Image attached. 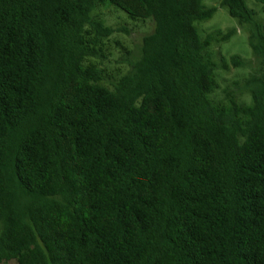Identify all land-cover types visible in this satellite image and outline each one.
Wrapping results in <instances>:
<instances>
[{
  "label": "trees",
  "instance_id": "obj_1",
  "mask_svg": "<svg viewBox=\"0 0 264 264\" xmlns=\"http://www.w3.org/2000/svg\"><path fill=\"white\" fill-rule=\"evenodd\" d=\"M204 1L0 0V264H264V0L253 62Z\"/></svg>",
  "mask_w": 264,
  "mask_h": 264
},
{
  "label": "rangeland",
  "instance_id": "obj_2",
  "mask_svg": "<svg viewBox=\"0 0 264 264\" xmlns=\"http://www.w3.org/2000/svg\"><path fill=\"white\" fill-rule=\"evenodd\" d=\"M218 1L219 0L204 1L205 5L207 6H216L217 10L211 19L198 24L199 35L203 36L204 34L215 30H221L224 32L228 29H236V32L230 37L228 41L214 44L212 47L213 50L219 52L226 60H228L231 55L237 54L246 61L253 62L254 56L247 41L248 40L247 27L239 26L237 20L228 14L227 9L225 7L218 6ZM245 2L249 8L255 9L259 13L260 19H263V13L260 11L261 10L260 8L262 6L260 4L256 3L254 0H245ZM104 12L107 15L106 20L108 21V23H111L113 25H120L123 22H125L128 29L131 28L129 35H123V37L125 38L121 36L122 33L117 34L116 38L122 39L131 48H134L135 46L139 45L141 41V37L146 32L145 29L143 30V28H139L140 25L138 26L137 24H133L132 22L128 23L127 20L117 12L110 10H106ZM216 59H218V56H216ZM252 71H253L252 65H246L238 68L232 67L228 71H225L220 68L216 69L215 75H216V81L219 91L224 89L233 80L247 76Z\"/></svg>",
  "mask_w": 264,
  "mask_h": 264
}]
</instances>
